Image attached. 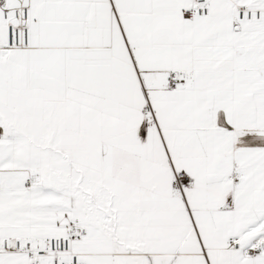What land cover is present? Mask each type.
Instances as JSON below:
<instances>
[{"label":"snow or ice","instance_id":"6c2138e0","mask_svg":"<svg viewBox=\"0 0 264 264\" xmlns=\"http://www.w3.org/2000/svg\"><path fill=\"white\" fill-rule=\"evenodd\" d=\"M0 264H264V0H0Z\"/></svg>","mask_w":264,"mask_h":264}]
</instances>
